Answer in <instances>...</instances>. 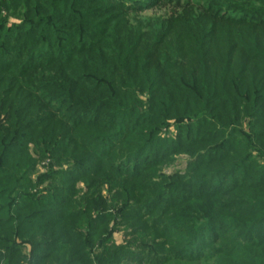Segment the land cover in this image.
Wrapping results in <instances>:
<instances>
[{"label": "trees", "instance_id": "trees-1", "mask_svg": "<svg viewBox=\"0 0 264 264\" xmlns=\"http://www.w3.org/2000/svg\"><path fill=\"white\" fill-rule=\"evenodd\" d=\"M236 1L237 18L180 0L145 21L89 22L74 15L78 5L54 0L23 28L6 33L0 23V236L40 233L47 240L33 256L42 264L54 249L36 254L42 246L76 239L84 218L65 209L76 205L69 188L92 175L86 184L111 183L130 200L135 232L162 238L144 250L165 251L141 261L114 247L96 264H264V0ZM171 121L178 137L164 142ZM30 143L75 164L56 176L57 212L23 195L36 162ZM180 152L192 157L185 174L157 183L164 160ZM13 189L22 202L12 207ZM9 219L21 226L9 229ZM0 242L10 244L6 264H19L17 243ZM67 257L60 264L82 260Z\"/></svg>", "mask_w": 264, "mask_h": 264}, {"label": "rangeland", "instance_id": "rangeland-1", "mask_svg": "<svg viewBox=\"0 0 264 264\" xmlns=\"http://www.w3.org/2000/svg\"><path fill=\"white\" fill-rule=\"evenodd\" d=\"M53 1L54 0H38L40 5L37 8H33L32 5L34 4L32 3V0H26L25 6L18 2V0H12L11 3L10 0H0L1 31L6 30L5 32L8 33V31L10 32L17 28H23L24 25L29 24L28 22H32L30 20L40 17V14L45 16L46 10L51 8ZM58 1L59 0H56V2ZM92 1H94L95 4L90 6L89 2ZM169 1L178 2L180 0H69V2L65 4H68L69 7L70 2L74 6L78 5L79 7L74 11V15L89 22L94 19V17H92L93 14L97 17H108L110 19L118 18L123 14L124 19L130 22H138L139 20L145 21L150 18H157L172 11V6L177 5L178 3H173L171 6L169 5ZM181 1L183 4H185L184 2L192 3L196 8L206 7L216 13L227 14L234 18H237L242 14L240 11L231 9L230 7L234 3H240V1L236 0ZM119 6H123L124 8H118ZM63 10L65 11L66 8H63ZM39 23H41V21ZM64 28L67 30L71 27L70 25H65ZM39 34L44 35L45 33ZM142 99L145 101L147 99L146 95L142 96ZM179 129L180 127L177 123L171 121L168 125L162 127L159 136L162 140H165L164 142L175 140L178 137ZM28 148L33 157L36 158V162L32 167L33 171L25 176L24 183L27 188L26 190L23 189V195H28L29 199L32 198V200L40 202L46 201V204L42 207L48 206L46 210H54V212H57L55 207H51V200L59 198V195H55L57 190L54 186H62L61 182L57 181L56 176L61 172H69L75 167V164L71 162L70 165L66 164V162L59 163V161L54 159L50 154L40 155L41 152H35L34 143H30ZM191 160L192 157L183 152L174 154L170 158L164 160L156 175V182L162 183L163 177L170 178L172 176L185 174L186 169L189 167V161ZM123 166H125V168L132 167L130 159H128ZM76 169H78V167ZM90 176L86 175L80 178H75L73 181L74 185H71L69 188L70 191H73L71 202H76V205L69 203V205L65 206V209L74 210L79 216L84 218L80 222L82 225L79 226V229L75 234L76 239L68 242L69 237L62 235L60 236V239L42 246L41 250H38L36 254L48 252L47 250L49 247H54V249L50 248V252L52 253L49 252V255L47 254L44 255V257H41L43 260H41L42 264H51V262H54V264H60L61 256H63V254L68 255L67 259L71 256H79V258L75 260L82 259L80 262L82 264H84L82 261H86L87 264H96L98 259L102 258L104 253L108 252L109 248L114 247L125 248L123 253L121 251L123 257H128L130 254H139L141 258L139 260L141 261L152 259L157 255L162 256L165 252L164 250H154L153 247H151L150 250H144L146 246H152V241H154V243L162 242V238L147 237L145 239L147 231L139 232L140 234L135 232L132 227V223L135 221L133 215L129 217L126 216L131 204L130 200H127L125 203L124 199L118 195L119 190L112 187L111 183L97 180L95 184L96 186L86 184V182L94 179ZM63 186L67 187L69 186V183L63 182ZM18 190L19 189H13L10 193L11 197L15 192V195L11 197L10 206L12 207L15 205V202H18L19 200V195H16ZM19 201L22 202V199ZM140 201L142 204L146 202L144 199H141ZM33 209L30 210L32 211ZM146 212L147 211L145 210L139 211V213L142 214ZM10 214V216H12V213ZM10 220L11 219L7 220V222H9L8 224L14 225H10L9 229L15 227L19 228L21 226L19 225V222ZM22 226L24 232L26 226L23 224ZM38 229L42 230L41 226L38 227ZM19 232L21 233V231ZM35 238V240H28L15 234L11 237L7 235L0 236V240H12V242L17 243L18 253L21 254L20 261L18 262L19 264H34L36 262V258L33 256V253L35 252L33 246L38 241L47 239H41L40 233H37ZM58 244L65 245L66 247H60ZM196 244V241L192 242L193 250L197 246ZM9 246V243L0 242V264H6L9 258ZM194 253H196V251ZM67 259H65V261ZM126 264L131 263L130 261H127Z\"/></svg>", "mask_w": 264, "mask_h": 264}]
</instances>
